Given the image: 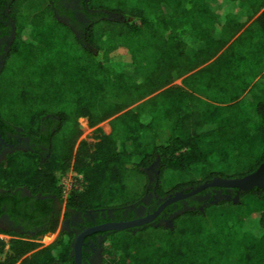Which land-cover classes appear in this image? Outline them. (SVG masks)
Returning <instances> with one entry per match:
<instances>
[{
    "label": "trees",
    "instance_id": "trees-1",
    "mask_svg": "<svg viewBox=\"0 0 264 264\" xmlns=\"http://www.w3.org/2000/svg\"><path fill=\"white\" fill-rule=\"evenodd\" d=\"M23 1L0 0V31L11 29L2 20L14 26L0 128H19L46 151L0 162V216L38 230L0 239V264L71 262L70 236L36 250L57 227L55 201L80 212L132 205L156 161L161 197L243 178L264 162V0H80L88 21L79 35L58 20L56 11L74 22L58 0L39 12ZM79 119H111L110 132L77 144ZM69 171L76 177L63 198L59 177ZM195 206L170 229L140 230L164 233L156 259L144 258L151 248L136 232L107 248L103 264H264L262 189ZM210 214L216 222L205 225Z\"/></svg>",
    "mask_w": 264,
    "mask_h": 264
},
{
    "label": "flooded vegetation",
    "instance_id": "flooded-vegetation-1",
    "mask_svg": "<svg viewBox=\"0 0 264 264\" xmlns=\"http://www.w3.org/2000/svg\"><path fill=\"white\" fill-rule=\"evenodd\" d=\"M58 4L66 11L72 13L73 23L69 15L60 14L56 11L55 14L59 21L68 25L73 29V31L79 35L81 27L86 24L87 17L82 11L80 5V0H58ZM2 17L6 16V10L1 13ZM3 25L10 26L11 29L4 31L3 28L0 31V69L4 63V56L8 52V48L13 39L14 26L11 21L2 20ZM13 128V127H12ZM38 149V154L43 156L46 148L43 146H38L31 142L30 138L23 136L21 129L19 128H0V162H2L7 155H11L17 151L29 153L35 152ZM37 152V151H36ZM154 162L147 170L148 175V186L143 195V197L136 203L126 206L121 209H107V210H87L84 212L68 209L65 203H60L55 201V212L58 213L57 228L54 232H49L45 235H53L56 233L54 240L47 246L52 245L61 235L70 236L71 241V252L70 257L71 262L68 263H53V264H76L75 263V251L73 245L75 244L78 237L86 233L88 230L97 228L106 224L111 223H127L135 220L145 219L148 216L154 215L158 211L162 203L169 197L174 195L168 194L165 197L158 195L157 191V177L158 172L156 170L157 164ZM213 180V179H212ZM193 189V188H191ZM210 189V190H207ZM199 192L198 194L183 200L174 202L166 207H164L158 215L153 218L150 222H147L141 226L127 228L124 230H106V231H96L91 234H86L83 236L81 244V257L79 264H103L105 256V246L108 244L107 238L117 231H126L130 235H134L136 232L146 228V227H164L172 228V222L175 217L183 212L194 209L196 204H200L204 207L206 204L218 203L221 200L229 201L234 199L240 194L237 189H226L219 187L207 188ZM26 193V190H23ZM190 191H180L186 193ZM177 193V192H176ZM234 195V197H232ZM228 198V200H226ZM60 219V221H59ZM0 239L5 237L9 240L10 236L8 234L18 233L25 234L27 237H31L35 234L33 232H25L21 225L14 222L8 215L2 214L0 216ZM43 235V236H45ZM42 236V237H43ZM35 242H37L35 240ZM47 246H39L36 250H40Z\"/></svg>",
    "mask_w": 264,
    "mask_h": 264
},
{
    "label": "rangeland",
    "instance_id": "rangeland-1",
    "mask_svg": "<svg viewBox=\"0 0 264 264\" xmlns=\"http://www.w3.org/2000/svg\"><path fill=\"white\" fill-rule=\"evenodd\" d=\"M22 4L26 5L25 7L29 8V12L30 11H36L37 12V10L39 12V11H43V8L41 9V7L44 6L45 0H24L22 2ZM15 64L16 63H14V62L12 63V65H15ZM122 70L124 72H128V73L131 72L132 73V67H130V66L125 65L122 67ZM181 80L182 79L175 81L174 85H180ZM148 98H151V97H148ZM110 120H106L102 123H99L95 127H90V126H88L86 119H79L78 125H79V129H80L81 134H80V137L78 138L77 144L82 140L90 142V143L95 142L94 135L96 133H94V131L96 129H99L100 132L103 134H108L110 132ZM75 177H76V175L71 171H69V172H67L64 175L59 177V185L63 187V191H64L63 198L66 197V194L70 190ZM209 218L210 219L208 220V222L206 221L205 225L206 224H212V223L216 222V220H215L216 215L210 214ZM247 220H246V222H247ZM59 221H60V219H59ZM202 225L204 226V223ZM57 228H59V227H57ZM137 233H145V234H143L142 238L144 241H146L147 245L151 248V249H148L147 251L144 252V258L145 259L148 258L149 260L150 259H156L158 256V253H159V250H157V248L162 247V246H158V245H162L161 240L163 239L164 233H162L161 231H151L148 229L147 230L145 229L143 231H139ZM55 235H56V233L53 235H49V234L45 235L41 238H38L36 240L37 241L36 243L38 244V246H47L54 240ZM147 235H149V237H147ZM132 236L133 235H130L129 232H126V231L114 232V234H111L107 238L108 244H107V246H105V251L109 247L114 248V249H120V248H122L121 246H124L127 242H129V243L133 242V241H131L134 239V238H132ZM158 236L162 237V238L160 239ZM2 238L7 239L5 237H2ZM134 246H139V244H136ZM138 252L140 253L138 255L143 256V252L140 251V249H138ZM143 264H150V262L143 263ZM151 264H154V262H152Z\"/></svg>",
    "mask_w": 264,
    "mask_h": 264
},
{
    "label": "water",
    "instance_id": "water-1",
    "mask_svg": "<svg viewBox=\"0 0 264 264\" xmlns=\"http://www.w3.org/2000/svg\"><path fill=\"white\" fill-rule=\"evenodd\" d=\"M158 161H156L155 164H157ZM212 187H219V188H226V189H237L238 192H247L253 188H260L264 191V162L258 167L256 171L253 173L240 178V179H221V178H215L209 182H205L202 185H199L193 189H190V191L183 193V192H177L172 196H169L160 206L157 212H155L154 215L148 216L145 219L135 220L127 223H111L106 224L97 228H93L88 230L86 233L81 235L77 238L75 244L73 245L74 251H75V263L79 264L80 257H81V244L83 240V236L86 234H91L92 232L96 231H106V230H124L127 228L137 227L141 226L147 222H150L153 218H155L158 213L166 206L177 202L179 200L190 198L199 192H201L204 189L212 188ZM228 200V198H226ZM237 197L233 199V201H236Z\"/></svg>",
    "mask_w": 264,
    "mask_h": 264
}]
</instances>
